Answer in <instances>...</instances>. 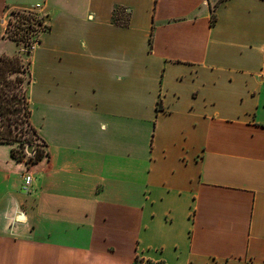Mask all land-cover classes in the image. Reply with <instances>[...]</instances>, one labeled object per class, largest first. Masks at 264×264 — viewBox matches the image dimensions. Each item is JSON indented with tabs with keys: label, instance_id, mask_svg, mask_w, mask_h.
<instances>
[{
	"label": "crops",
	"instance_id": "0c3cea01",
	"mask_svg": "<svg viewBox=\"0 0 264 264\" xmlns=\"http://www.w3.org/2000/svg\"><path fill=\"white\" fill-rule=\"evenodd\" d=\"M1 55L46 154L0 142V264H264V0H0Z\"/></svg>",
	"mask_w": 264,
	"mask_h": 264
},
{
	"label": "trees",
	"instance_id": "16d2710c",
	"mask_svg": "<svg viewBox=\"0 0 264 264\" xmlns=\"http://www.w3.org/2000/svg\"><path fill=\"white\" fill-rule=\"evenodd\" d=\"M28 20V25L25 27V30H35V25L40 24L42 25V29H45V18L41 17L40 19L34 20V17L25 18ZM215 19V15H213V20ZM25 23V22H22ZM19 29H23L22 27H18ZM7 35L12 40L16 41L18 44L21 43L22 37L20 34H18L17 31H14L13 33H9V23L7 26ZM38 40V39H37ZM36 40V41H37ZM35 41V42H36ZM33 43L30 44V46ZM31 50V49H30ZM28 50V51H30ZM20 55H1L0 56V119H1V127H0V142H9L14 143V140L7 135V132L4 130L5 126H8L10 130L13 128L17 129V133L21 132L22 135H24L23 139L21 140V144L24 147L23 154L22 155H16V147H13L11 150V154L13 157L18 159H24L23 156H25V149H27L28 145L33 146V153L29 155L28 161L30 162H37L46 154L45 148H44V142L39 148L37 144H34L32 136H28L25 133V130H30L39 138L37 129L32 125L30 121V115H31V108L29 102H24V105L21 107L19 102L16 100L17 97V91L13 92L10 96L8 92L4 89L3 86L7 82L12 83V78H10L8 75L10 73H15L20 70L22 67V63L20 62ZM21 81L22 78L17 77L16 81ZM18 81V82H19ZM140 264H163L162 262H155L150 259L145 260L141 262Z\"/></svg>",
	"mask_w": 264,
	"mask_h": 264
},
{
	"label": "rangeland",
	"instance_id": "374dc122",
	"mask_svg": "<svg viewBox=\"0 0 264 264\" xmlns=\"http://www.w3.org/2000/svg\"><path fill=\"white\" fill-rule=\"evenodd\" d=\"M29 18V17H34V20L36 19H40L41 16H39L36 12H34L33 10H19V11H14L12 12L9 17H8V23H9V33H13L14 31H17L18 34L21 35L22 37V41L20 43L21 47L23 48V52L27 53L26 51L30 50L33 45L35 44V41L38 39V36L42 30V25L37 24L35 25V30L32 31H27L25 30V27H27V23L28 20H26L25 18ZM36 18V19H35ZM25 22V23H22ZM18 27H22L23 29H19ZM33 43L31 46L30 44ZM20 58V62L22 63V67L20 68V70L18 72L15 73H10V75H8L10 78H12V83L7 82V84L5 83L4 85H1L4 87V89L8 92L9 96L13 93V92H18L17 93V97L16 100L19 102L20 106L22 107L24 105V102H29V97H28V93H27V84H28V76H29V71H28V61H24L22 59V57ZM17 77L22 78L21 81H16ZM1 127V126H0ZM4 130L7 132V135L10 136L13 140L14 143L16 144V155H22L24 147L21 144V140L23 139L24 135L21 134V132L17 133V129L13 128L12 130L9 129L8 126L4 127ZM26 135L28 136H32L33 138V142L34 144H37V146L39 148H41L43 144V142L37 137L35 136V134L33 132H31L29 129L25 130ZM25 156L29 159V155H31L33 153H28L27 149H25Z\"/></svg>",
	"mask_w": 264,
	"mask_h": 264
},
{
	"label": "built area",
	"instance_id": "2783aa9c",
	"mask_svg": "<svg viewBox=\"0 0 264 264\" xmlns=\"http://www.w3.org/2000/svg\"><path fill=\"white\" fill-rule=\"evenodd\" d=\"M31 183H32V176H31V174H27L24 177V182H23L22 189H24L25 191H29Z\"/></svg>",
	"mask_w": 264,
	"mask_h": 264
},
{
	"label": "water",
	"instance_id": "95a60500",
	"mask_svg": "<svg viewBox=\"0 0 264 264\" xmlns=\"http://www.w3.org/2000/svg\"><path fill=\"white\" fill-rule=\"evenodd\" d=\"M47 18H48V16H47ZM30 51H27V53H29ZM32 151H33V146L32 145H28V147H27V152L28 153H32ZM22 217V216H21Z\"/></svg>",
	"mask_w": 264,
	"mask_h": 264
}]
</instances>
